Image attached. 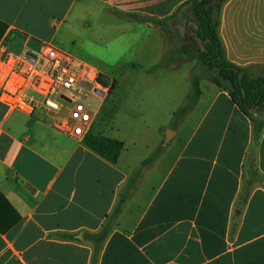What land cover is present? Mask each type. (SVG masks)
<instances>
[{"label":"crops","instance_id":"obj_1","mask_svg":"<svg viewBox=\"0 0 264 264\" xmlns=\"http://www.w3.org/2000/svg\"><path fill=\"white\" fill-rule=\"evenodd\" d=\"M188 1L0 0V20L8 26L3 40L18 54L35 56L50 47L47 53L82 56L91 63L76 58L107 76L100 67L109 68V60L86 55L80 47L83 54H71L80 29L96 32L97 18L100 39L107 36L119 46L128 37L124 51H130L136 35L156 40L162 35L157 25L123 15L160 21ZM218 34L228 62L251 75L264 74V0H228ZM159 49L162 57L163 40L160 45L144 40L126 68L152 73L164 60H157ZM115 67L122 69V50ZM200 88V99L182 119L191 129L176 155L169 158L165 148L144 172L97 264H264V182L254 187L242 210L236 208L254 149L264 180V129L255 144L251 121L228 91L206 76ZM191 100L189 90L173 115ZM61 119L44 110L9 111L0 102V264H92L95 245L88 235L102 230L120 191L148 158L122 165L124 144L112 164L84 139L61 132ZM90 131L108 137L94 120Z\"/></svg>","mask_w":264,"mask_h":264},{"label":"rangeland","instance_id":"obj_2","mask_svg":"<svg viewBox=\"0 0 264 264\" xmlns=\"http://www.w3.org/2000/svg\"><path fill=\"white\" fill-rule=\"evenodd\" d=\"M93 23L96 32L92 29H80L79 42L75 44L77 48L71 54H91L111 63L109 68L100 67V70L108 73L109 76L104 77L115 83L114 91L107 97L98 91L90 101L95 124H99L102 133L108 137L124 142L127 152L121 157L122 165L150 157L159 147L163 148V152L166 148L168 157L172 158L181 146L185 134L191 129L179 113L176 116L173 114L182 108L188 91H192V76H206L211 79L212 75L210 69L199 61L198 47L190 44L184 27L180 26L175 30L170 22H162L158 29L162 35L164 55L160 56L162 52L159 49L157 60L159 62L163 57L169 58V63L163 65L169 69H157L150 74L143 73L140 69L129 71L125 65L134 60L143 41H155L160 45L161 38L156 40L136 35V42L131 50L124 51L125 45L129 44L126 34L122 45L117 46L107 36L100 39L96 26L98 19L95 18ZM181 29L184 30L183 34ZM111 38L114 36L111 35ZM79 47L85 51L80 52ZM184 49H189L191 53L184 54ZM121 50L122 69H119L115 67V63ZM76 57L88 61L82 56ZM160 92L162 93L159 94ZM169 130L176 133L179 130L180 134L171 143L164 145Z\"/></svg>","mask_w":264,"mask_h":264},{"label":"trees","instance_id":"obj_3","mask_svg":"<svg viewBox=\"0 0 264 264\" xmlns=\"http://www.w3.org/2000/svg\"><path fill=\"white\" fill-rule=\"evenodd\" d=\"M227 1L190 0L181 6L175 14L160 21L138 14H126L123 17L136 23L151 22L157 26H160L162 22H170L175 30L177 27H184L190 44L198 47L200 63L210 69L212 73L211 81L219 88L228 91L236 106L251 121L253 125V139L255 144H257L264 129V74L251 75L242 67L226 60L218 29L220 26V14ZM7 29V24L0 20V42L4 38ZM161 30L163 31L164 28H161ZM190 53L189 49H184V54L188 55ZM169 61L170 59L165 57L162 63L154 69L166 67L163 65L168 64ZM241 74L242 78H240ZM99 80L103 84L109 81L104 76H100ZM200 82L201 77L194 75L192 78V100L188 107L179 113L180 117L189 114L200 99L202 95ZM114 89L115 83H112V91ZM84 143L92 151L112 164L118 162L124 150V143L122 141L96 135L92 131L86 134ZM162 153L163 148L159 147L139 165L120 191L117 204L112 213L108 215L102 230L97 234L88 235V239L95 245L92 264H97L101 246L113 230L124 206L136 191L144 172L157 161ZM263 182L264 180L257 170V155L254 149L248 154L244 166L243 186L236 203L238 210L243 209L254 187ZM235 227L236 223H234L232 231L235 230Z\"/></svg>","mask_w":264,"mask_h":264},{"label":"built area","instance_id":"obj_4","mask_svg":"<svg viewBox=\"0 0 264 264\" xmlns=\"http://www.w3.org/2000/svg\"><path fill=\"white\" fill-rule=\"evenodd\" d=\"M51 49L38 55L11 51L0 42V102L9 111L33 114L38 110L62 118L58 129L74 139H84L91 130L94 111L91 98L100 91L107 97L112 82H100L89 64Z\"/></svg>","mask_w":264,"mask_h":264},{"label":"water","instance_id":"obj_5","mask_svg":"<svg viewBox=\"0 0 264 264\" xmlns=\"http://www.w3.org/2000/svg\"><path fill=\"white\" fill-rule=\"evenodd\" d=\"M183 31L184 30H180V32H181V34H183ZM240 78H242V74L240 75ZM172 135H174V131H168V133H167V135H166V141L164 142V145H166L169 141H170V139L172 138ZM239 212L237 211V214H238Z\"/></svg>","mask_w":264,"mask_h":264}]
</instances>
